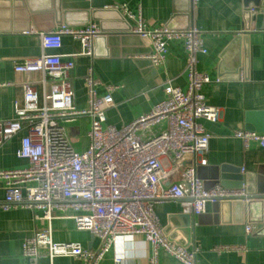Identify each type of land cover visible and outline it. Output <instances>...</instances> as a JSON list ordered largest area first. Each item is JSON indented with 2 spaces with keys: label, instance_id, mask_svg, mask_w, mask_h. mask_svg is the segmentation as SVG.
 I'll list each match as a JSON object with an SVG mask.
<instances>
[{
  "label": "crops",
  "instance_id": "crops-1",
  "mask_svg": "<svg viewBox=\"0 0 264 264\" xmlns=\"http://www.w3.org/2000/svg\"><path fill=\"white\" fill-rule=\"evenodd\" d=\"M70 12L73 22L83 21L88 15L89 24L100 21L92 18L99 10L116 9L133 29L139 18L148 29L166 27L175 31L198 29L204 39L206 53L197 55V69L210 76L211 82L203 89L206 102L221 113L216 123H201L211 135L209 150L203 156H189L185 166L196 167L203 183H212L215 171L227 166L238 174H253L264 182V147L256 141L234 137L236 131L259 132L249 126L264 127V30L253 25L246 31L245 0H0V122L15 117L16 106L23 105V86L26 82L36 88L41 103L49 92L51 81L41 73H16V64L43 54L40 34L57 31L66 26L57 22V11ZM125 6L134 18L120 8ZM109 23L118 22L113 16ZM128 29L123 32L102 33L94 40L93 56H80L71 73V84L78 109L88 107L85 77L92 70L100 82L98 93H112L115 106L107 111L106 126L121 129L144 116L166 98L165 86L172 85L183 91L188 89L186 66L188 54L183 40L168 44L165 62L154 67L146 58L152 52L149 39ZM248 40H237L245 37ZM247 45V47H246ZM80 41L71 36L62 37V47L46 51L49 55L66 56L80 52ZM257 114L252 121L250 114ZM67 136L77 152L89 147V117L76 118L63 124ZM162 124L154 129H165ZM253 127V128H254ZM23 130L0 147V170L23 169L29 166L18 156ZM163 167L171 172L172 157L162 160ZM176 180L171 175L163 186ZM222 186L221 184L213 185ZM224 187V186H223ZM242 188L246 189V185ZM6 184L0 180V201L5 199ZM247 192V190H246ZM254 202L253 204H251ZM244 209L208 204L206 212L193 217L189 250L197 249L196 264H264V213L257 200L245 202ZM247 205H251L250 207ZM155 212L166 237L181 245L186 242L182 225L183 207L180 201H163L155 205ZM41 212L25 207L0 209V264H28L23 255V244L35 232L44 228L38 220ZM53 237L56 242H76L87 249H96L99 240L88 231L78 230L74 220L57 214L53 220ZM250 228V232H247ZM235 249L219 252L220 247ZM155 255L154 246L143 236L119 238L100 264H149ZM159 264H183L164 250L157 252ZM117 259L120 261L117 262ZM40 264H80L74 258H47Z\"/></svg>",
  "mask_w": 264,
  "mask_h": 264
},
{
  "label": "built area",
  "instance_id": "built-area-1",
  "mask_svg": "<svg viewBox=\"0 0 264 264\" xmlns=\"http://www.w3.org/2000/svg\"><path fill=\"white\" fill-rule=\"evenodd\" d=\"M117 8L134 18L125 6ZM132 32L150 40L152 52L146 58L156 68L165 62L170 41L185 42L188 89L165 86L163 102L121 129L105 125L107 111L115 106V87L108 86L107 94L100 96V82L92 70L85 77L88 107L78 109L75 105L71 73L80 56H93L94 40L101 34L96 24L41 33L43 54L14 67L16 73L43 74L44 85L47 79L51 81L42 103L36 88L26 82L23 105L16 106L13 119L0 122V147L26 131L18 156L26 159L29 166L0 170V180L7 187L0 209L25 207L41 212L37 218L44 228L23 244L28 264H40L43 258L51 262L74 258L80 264H100L119 238L132 236H143L154 246L155 255L149 264H159L160 249L183 264H196L197 249L189 250L166 237L155 205L180 201L184 213L197 217L206 212L208 204L249 201L245 188L219 185L205 189L196 167L184 165L189 156L201 157L209 150L211 135L201 122L216 123L221 117L219 109L210 106L203 94L211 78L197 69V55L207 52L201 32L196 28L148 29L141 18ZM63 36H71L82 45L80 52L65 60L62 55L46 53L60 49ZM80 117L91 120L90 143L84 152L73 148L63 125ZM164 123L165 129L154 132ZM234 137L246 144L253 140L264 147L262 133L236 131ZM166 157H172L171 172L163 167ZM173 174L176 180L164 187L163 182ZM57 214L74 220L78 230L90 232L99 240L98 247L87 249L76 242H56L52 224ZM232 249L235 248L224 246L219 252Z\"/></svg>",
  "mask_w": 264,
  "mask_h": 264
},
{
  "label": "water",
  "instance_id": "water-1",
  "mask_svg": "<svg viewBox=\"0 0 264 264\" xmlns=\"http://www.w3.org/2000/svg\"><path fill=\"white\" fill-rule=\"evenodd\" d=\"M245 5L247 8L246 12V31H250L253 25L254 29L257 31L264 30V0H245ZM60 7L58 6L57 11V22L61 23L62 25L66 26H87L90 23V19H88V15L86 18L83 19L80 23H74L72 18L73 15L70 12H63L60 13ZM115 17L118 22L109 23V19ZM92 18L94 20L100 21V31L102 33H110V32H123L126 30L132 29L129 24L125 21V18L122 14L116 9H106V10H99L92 13ZM247 34H244L245 37H237V40L244 39L245 41L248 40ZM247 47V45H246ZM257 114H250L249 120L252 121ZM250 129H256L259 132H264V127L260 124H256V126H249ZM254 127V128H253ZM264 134V133H263ZM221 184L225 188H242L244 184L246 185V190L248 194V199L250 201L257 200L260 206V212L263 209L264 213V182L260 177H256L253 174H249L247 176H242L238 174V170H234L230 167L224 166L221 167L218 171L216 170L213 177L212 183L209 184L208 182L204 183L205 189H210L213 185ZM252 202L251 204H253ZM219 206H224L227 211H230L231 208L236 210L244 209L245 201L238 200L233 202H224V203H217ZM255 205V204H253ZM251 206V205H247ZM262 213V212H261ZM180 219L182 220V225L184 229V233L186 234V242L181 243V246L188 247L191 240L190 234L192 232V224H193V216L190 214H183L181 215Z\"/></svg>",
  "mask_w": 264,
  "mask_h": 264
}]
</instances>
